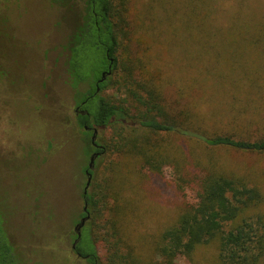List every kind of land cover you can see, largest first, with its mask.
Listing matches in <instances>:
<instances>
[{
  "label": "rangeland",
  "instance_id": "1",
  "mask_svg": "<svg viewBox=\"0 0 264 264\" xmlns=\"http://www.w3.org/2000/svg\"><path fill=\"white\" fill-rule=\"evenodd\" d=\"M202 1H130L132 24L152 28L147 34L153 60L147 64L154 62L167 82L163 94L169 105L194 109L205 130L264 135V42L243 41L233 25L235 20L264 28V0ZM185 4L194 7L191 20L182 16ZM72 19L71 10L52 0H0V27L7 33L0 37L6 70L0 82V212L20 264H84L70 253L67 236L82 209L81 172L88 162L65 71ZM138 50L130 44L129 52ZM99 95L114 103L125 97L117 86ZM98 134L104 146L111 131ZM105 155L97 161L98 177ZM220 161L238 172L251 171L264 190V153L228 150ZM167 193L157 186L148 197L147 231L173 220L176 202ZM97 252L105 264V249L99 246ZM203 253L209 257L211 251ZM177 264L190 262L180 256Z\"/></svg>",
  "mask_w": 264,
  "mask_h": 264
},
{
  "label": "trees",
  "instance_id": "2",
  "mask_svg": "<svg viewBox=\"0 0 264 264\" xmlns=\"http://www.w3.org/2000/svg\"><path fill=\"white\" fill-rule=\"evenodd\" d=\"M52 1L74 16L65 61L67 83L75 101L84 100L85 92L89 95L84 103L88 113L79 115L77 124L81 128L84 122L98 133L111 131L91 170L89 217L77 250L96 264L99 246L105 249V264H177L180 256L190 264H262L264 190L251 171H235L220 160L228 150L264 153V135L210 132L198 123L201 117L194 109L169 105L163 94L167 82L154 62L147 64L153 60L147 34L152 28L144 22L132 24L131 0ZM185 5L182 16L191 20L194 7ZM253 22L263 24L256 18ZM233 25L243 41L257 46L264 42L263 26L235 20ZM131 43L137 44L136 54L129 52ZM107 70L99 92L112 86L122 89L125 97L116 103L95 92V82ZM5 75L0 63V82ZM82 133L90 134L85 129ZM103 153L105 171L98 177L95 170ZM157 186L176 202V213L152 233L145 227V210ZM4 221L0 212V264H20ZM207 250L209 257L203 253Z\"/></svg>",
  "mask_w": 264,
  "mask_h": 264
},
{
  "label": "flooded vegetation",
  "instance_id": "3",
  "mask_svg": "<svg viewBox=\"0 0 264 264\" xmlns=\"http://www.w3.org/2000/svg\"><path fill=\"white\" fill-rule=\"evenodd\" d=\"M72 20L74 22V19H72ZM73 22L71 24H73ZM108 67L110 68V66H108ZM108 71L109 70L102 72L101 73V78H99L95 82V92L98 93V94L100 93L99 92V90H100L99 83L102 80H104L109 75V74H107ZM103 73H105V75H106L104 78H102V74ZM99 80H101V81H99ZM88 98H89V95L85 92L84 100H82L80 102H77V101L74 100V104L72 106V113H73V116L76 119V121H77L79 115H86L88 113L86 108L84 107V103H85V101L88 100ZM83 129H85L87 132L90 133L88 136L87 135L85 136L84 133H82V138H83V135H84V139H80L81 142L83 143V145H84V142H85L84 152H85L86 155H88V162H87L86 166L83 168V170L81 172V174L85 177V182H86L87 178L89 177L88 172L90 173V177L92 178L91 170L94 167V163H95L96 158L101 153L99 150L102 148V146L97 141V135H98V129L97 128L88 127L83 122L81 130H83ZM94 129H97V133L93 136ZM88 144H90V147H89ZM90 156L94 157V161H93L92 167L88 168ZM88 187H89V185H88ZM88 187L85 189V183H84V186L82 187V192H81V197H82V201H83L82 202V204H83L82 205V209L78 213V218L75 220L74 225L72 227V230L67 233V236L70 239V253L72 254V256L75 257V259L81 261L82 263L84 262V264H96V263H90L88 255L79 252L77 250V246H76L77 243H78V239L80 237V234H81V230L84 228L86 220H85V222H83V224L81 226H79V223H80L81 219L86 216V214L89 215V213H88V205H87V201H86V194L88 192Z\"/></svg>",
  "mask_w": 264,
  "mask_h": 264
},
{
  "label": "water",
  "instance_id": "4",
  "mask_svg": "<svg viewBox=\"0 0 264 264\" xmlns=\"http://www.w3.org/2000/svg\"><path fill=\"white\" fill-rule=\"evenodd\" d=\"M107 74H110V70L107 72ZM106 75L105 73L102 74V78H104ZM101 81V80H99ZM97 133V129H94L93 131V136ZM93 161H94V157L93 156H90L89 158V164H88V168H91L92 167V164H93ZM89 174V177L87 178L86 182H85V189L88 187V185L90 184V181H91V177H90V173L88 172ZM89 217L88 214H86V216L84 218L81 219L80 223H79V226H81L83 224V222H85V220H87Z\"/></svg>",
  "mask_w": 264,
  "mask_h": 264
}]
</instances>
